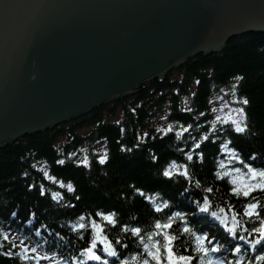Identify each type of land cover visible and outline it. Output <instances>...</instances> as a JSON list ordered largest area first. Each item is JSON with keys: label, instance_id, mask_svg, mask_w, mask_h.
<instances>
[{"label": "trees", "instance_id": "16d2710c", "mask_svg": "<svg viewBox=\"0 0 264 264\" xmlns=\"http://www.w3.org/2000/svg\"><path fill=\"white\" fill-rule=\"evenodd\" d=\"M220 103L244 109V119L217 118ZM250 168L264 171V35L254 33L0 148V264H156L153 256L167 255L163 232L177 236V256L191 258L181 264H264V243L255 247L264 187L232 192L233 176Z\"/></svg>", "mask_w": 264, "mask_h": 264}, {"label": "water", "instance_id": "95a60500", "mask_svg": "<svg viewBox=\"0 0 264 264\" xmlns=\"http://www.w3.org/2000/svg\"><path fill=\"white\" fill-rule=\"evenodd\" d=\"M264 35V0H0V148Z\"/></svg>", "mask_w": 264, "mask_h": 264}, {"label": "snow or ice", "instance_id": "6c2138e0", "mask_svg": "<svg viewBox=\"0 0 264 264\" xmlns=\"http://www.w3.org/2000/svg\"><path fill=\"white\" fill-rule=\"evenodd\" d=\"M237 79H240V78L237 77ZM241 102L243 104H245V105L248 104V101L246 99L242 100ZM237 111L239 112L240 118H241V121H242L244 119V115H245L244 109H238ZM233 123H236V129L235 130L237 132L242 133V132L245 131V129L243 127H241L239 123H237L236 121H233ZM196 147H199V145H197ZM187 158H188L189 161L192 160V156L191 155H188ZM106 159H107L106 155L101 157L100 160H99V163L104 164ZM60 163H63V161H60ZM83 163H84L85 166H87V163H88L87 158H85ZM170 167L172 169H175L176 168V164L173 163ZM221 167H223V165H221ZM249 171L252 173L253 177H255L257 175H259L260 177H264V171H261V172L257 173L255 171H253L251 168L249 169ZM172 174L173 173L168 171V170H165L163 172V175L165 177H171ZM178 174L184 175L186 178L188 176L187 171H185L183 173H178ZM45 175H47V174H45ZM231 183L233 185H235L236 181L233 180V181H231ZM247 187L249 188V190L244 191L240 187H235L234 186L232 192H233L234 195H237V196L243 195L244 197H248L250 195V193H251V190H254L257 186L256 185H251V186H247ZM67 188H68L69 192L73 191V188H72L71 184H69L67 186ZM206 191L211 192L212 189H206ZM141 194L143 195V193H141ZM58 195L59 194H54L53 198L54 199L57 198ZM204 202H205V205H207V203H208V198L207 197H205ZM255 208H256L255 204H250L248 206L247 211L245 212V215L252 216L254 214ZM207 210H208L207 207L202 209V211H207ZM178 215L179 214H177V216ZM212 215H216V213L213 212ZM81 219H83V217H81ZM103 219L108 221L109 223L112 222V217L111 216H104ZM171 226H172V221L171 220H169V222L167 224H163V225H161L159 223L156 224V228L157 229H168V228H171ZM94 227H99V226L98 225H94ZM134 231L137 232V233L139 232L138 229L134 230ZM184 231L187 232V231H189V229L185 228ZM260 231H261V235L264 236V228H262ZM159 234L163 236V240H162L161 244H162V247H163V249H164V251L166 252L167 255H166L164 260H162L159 255L153 256V259L156 260V264H181V262H187L188 260L191 259L190 257H185L183 255H181V256H177L176 255V250L174 248V241L177 239L176 235H169L167 232H163V233H159ZM5 239H7V237H5ZM199 242L202 243V240L199 241ZM93 247H95V244H93ZM200 250H202V249H198V251H200ZM90 251L91 250H89V252ZM212 251H216V249L213 248ZM32 252L35 253L36 249H32ZM6 254L7 255H11V253H6ZM111 254L114 255L115 253H111ZM34 258L37 259V260L40 259V257H34ZM93 258L94 259H98L99 257H93ZM145 264H147V261H145Z\"/></svg>", "mask_w": 264, "mask_h": 264}, {"label": "rangeland", "instance_id": "374dc122", "mask_svg": "<svg viewBox=\"0 0 264 264\" xmlns=\"http://www.w3.org/2000/svg\"><path fill=\"white\" fill-rule=\"evenodd\" d=\"M217 118L220 119H225V121H232V120H236L237 118V110H234V107L229 106L226 103H220L217 107V109L215 110ZM259 177V181L255 180V177L252 176V173H246V172H240L238 171L237 174H235L233 176V180L236 181V186L238 187H242L245 189L249 188L247 186L250 185H256L257 187H264V177Z\"/></svg>", "mask_w": 264, "mask_h": 264}]
</instances>
